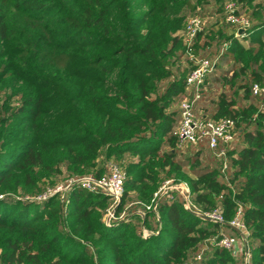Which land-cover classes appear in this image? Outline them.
<instances>
[{
	"label": "trees",
	"instance_id": "trees-1",
	"mask_svg": "<svg viewBox=\"0 0 264 264\" xmlns=\"http://www.w3.org/2000/svg\"><path fill=\"white\" fill-rule=\"evenodd\" d=\"M229 2L249 18L245 34L226 21ZM210 5L236 30L204 29L193 47L204 58L200 42L218 39L234 64L216 80L234 92L218 97L212 115L236 124L228 180L213 156L204 162V148L179 160L173 136L193 69L183 32ZM255 84L264 87V0H0V193H41L62 169L100 177L114 160L127 173L116 214L128 207L108 227L103 194L76 188L68 204L0 199V264H244L209 247L235 230L187 211L180 195L162 199L159 218L144 210L168 180L187 183L194 205L220 208L226 222L242 207L252 264H264V100L253 97ZM137 207L144 217L128 216Z\"/></svg>",
	"mask_w": 264,
	"mask_h": 264
},
{
	"label": "built area",
	"instance_id": "built-area-1",
	"mask_svg": "<svg viewBox=\"0 0 264 264\" xmlns=\"http://www.w3.org/2000/svg\"><path fill=\"white\" fill-rule=\"evenodd\" d=\"M227 15L226 21L235 26L243 34L251 28V22L245 15L238 14V6L235 2H229L225 6ZM205 29V20L199 16L191 17L183 32L184 44L187 48V56L193 63V69L186 80L185 94L178 102L180 120L177 127L173 130V136L178 140L179 147L183 146H206L212 156L220 162L222 176L227 179L230 170L228 153L233 149L237 141L235 121L228 118L211 120L199 117L196 113L197 104L202 100L207 78L214 72L216 61L207 58H198L193 53V47L197 35ZM239 35V33H238ZM242 35V34H241ZM226 50V46L224 48ZM223 50V51H224ZM222 51V52H223ZM222 53L219 57H221ZM252 95L264 100V87L255 84L252 87ZM261 107L264 108V102ZM127 173L124 168L114 162L106 164L105 173L96 177L95 175L72 176L62 182H57L54 186L47 185L38 196L26 198L27 202L42 204L54 197H58L61 204H68L69 194L72 190L79 188L92 194H103L110 198V206L107 209L104 221L108 227L115 222L126 220L127 208L117 215V209L121 204L125 193V182ZM172 193L180 195L184 200V207L195 215L206 217L210 222L220 225L228 224L238 234L239 238L231 236H217L209 241L210 248H222L232 253L235 258L242 256L244 264H252L251 253L249 250V231L243 221V209L239 207L235 218L226 222L220 208L213 211L203 212L191 199L190 187L187 183H176L168 180L154 193L151 202L142 205L146 212L154 214L159 218V206L163 198L173 199ZM3 197L1 196L0 199ZM147 238V237H145ZM240 246L239 250H236ZM202 257L199 256L200 260Z\"/></svg>",
	"mask_w": 264,
	"mask_h": 264
},
{
	"label": "rangeland",
	"instance_id": "rangeland-1",
	"mask_svg": "<svg viewBox=\"0 0 264 264\" xmlns=\"http://www.w3.org/2000/svg\"><path fill=\"white\" fill-rule=\"evenodd\" d=\"M212 2H214V0H212ZM135 7H138L141 5V3L138 1V2H135ZM212 6V7H211ZM216 13V9H214L213 5H210L209 8H205L204 11H203V19L205 20V33H207L209 36H211V34H217V31L218 30H221L224 35H227V36H230L232 34H235L236 33V30L230 26H227L226 24H221V20H219L220 18L217 17V15H214ZM206 34V35H207ZM203 40L205 42H208L207 45H201L200 49H199V56L200 57H204V58H209L211 59L212 61H216L217 64H219L221 67H220V72L218 74V77L217 80H220L221 78H223L225 76V74H227L228 72H232L233 70V62L230 61V62H226L224 61L221 57L219 58L221 52H222V49H221V46L219 45V42L220 40H215V41H208V39H206V37L203 38ZM21 84V82H20ZM18 82H17V86H18ZM215 91H214V94H216V96H220L222 93H230L231 92H234L231 90V88H229V86H225L222 82H217V85L214 87ZM230 89V90H229ZM245 96V93L243 91H240L239 93V98L240 99H243ZM178 103V102H177ZM177 103L175 104L173 110L177 111L178 110V106H177ZM243 104H248V101L244 100L243 101ZM199 111H201V108L199 109ZM214 110H209V116L211 117L212 115H214ZM200 115V113H199ZM204 152H203V160L206 164H213V160H212V154L207 151L206 149H203ZM178 154H183V157H179V160L180 159H183L184 157L186 156H191V155H194L196 152H197V148H191L190 146H183L181 148L178 149ZM111 162H114V160H112ZM114 163H117V162H114ZM119 164V163H117ZM62 172H63V177H58V181L59 182H62L64 181L65 179L71 177V176H68V174L66 173L65 169H62ZM188 172V170H187ZM87 175H94L93 172H90V173H86L84 175H79V177L81 176H87ZM182 180V179H180ZM182 181H185V180H182ZM166 182V181H164ZM163 182V183H164ZM159 184V187L157 188V190L162 186V184ZM51 184V181L50 180H43L39 187H46L47 185H50ZM39 194L41 193H35V191L33 189H29V188H26L24 190L22 189H19L18 192L14 193V192H8V193H0V197L2 196L4 198H7V197H12L13 199L15 200H20V201H25L26 202V198H33L35 196H38ZM36 204V203H35ZM232 235H235V236H239V234L236 232V231H231Z\"/></svg>",
	"mask_w": 264,
	"mask_h": 264
},
{
	"label": "crops",
	"instance_id": "crops-1",
	"mask_svg": "<svg viewBox=\"0 0 264 264\" xmlns=\"http://www.w3.org/2000/svg\"><path fill=\"white\" fill-rule=\"evenodd\" d=\"M239 33V31H238ZM241 35V34H239ZM201 45H204V41L202 40L200 42V46ZM217 67H215V70L214 72L208 77L207 79V83L205 85V89H204V94H203V98L202 100L197 104V108H196V113L199 117H202V118H206V119H211V120H214V118H212V116L210 117L209 116V110H214V106H215V103L218 101V96H216V94H214V87L217 85V78L218 77V74L220 72V65H216ZM233 72L230 74V76H232ZM244 92V91H243ZM254 97V96H253ZM179 102V101H178ZM177 106H178V103H177ZM201 108V111H199V109ZM179 111V109H178ZM200 113V115H199ZM193 148H197V150H199V148H204L206 149L207 151H209L207 149V147H202V146H199V147H193ZM104 164L103 162L100 163V167H102ZM144 211L140 208V207H137L134 211H130V214L128 216L132 217L133 215H139V216H142L144 217ZM143 229H144V237H149L153 232L150 231L149 229H146L144 224H143ZM228 236H231V237H234L232 234H229ZM240 249V246L237 247L236 250H239ZM238 258H242V256L239 255Z\"/></svg>",
	"mask_w": 264,
	"mask_h": 264
},
{
	"label": "water",
	"instance_id": "water-1",
	"mask_svg": "<svg viewBox=\"0 0 264 264\" xmlns=\"http://www.w3.org/2000/svg\"><path fill=\"white\" fill-rule=\"evenodd\" d=\"M239 34H243V31L240 30V31H239ZM121 203H122V201H121ZM120 205H121V204H120ZM187 211L191 212L188 208H187ZM191 213H193V212H191ZM193 214H194V213H193ZM202 219L209 221V219L206 218V217H202Z\"/></svg>",
	"mask_w": 264,
	"mask_h": 264
}]
</instances>
